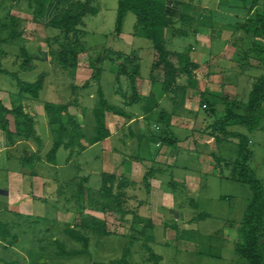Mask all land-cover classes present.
<instances>
[{"label":"rangeland","instance_id":"obj_1","mask_svg":"<svg viewBox=\"0 0 264 264\" xmlns=\"http://www.w3.org/2000/svg\"><path fill=\"white\" fill-rule=\"evenodd\" d=\"M14 1L16 0H0V37L6 38L9 34L12 17L19 18L22 21L23 36L18 41L2 46L5 55L0 56V67L19 74L21 79L29 82L37 81L41 75L45 76L40 99L35 103L37 114H39L38 118L36 119L24 110L26 114L35 119L36 131L38 137L42 139V145L38 146L32 140L26 143L18 141L15 145L17 146L15 155H13L10 145L7 144L8 151L6 155L17 157L23 149L27 148L38 153L41 161L45 162L55 140V129L50 125L49 120L46 121L48 119L45 111L47 102L65 104L72 99V94L77 93V97L79 96L81 101V106H79L81 110H77V112L80 114V118L87 120L88 124V120H93V110L98 102L97 91L99 85L92 84V86L85 89L83 86L92 78L93 69L91 64L97 55L104 48L120 51L126 55L130 53L139 55L142 59L140 63L142 76L145 77L144 79H149L150 76L147 75L150 71V64L152 60L156 59L157 54L153 50L151 42L131 36L136 23V17L133 13L128 14L126 18L123 34L121 36L115 35L118 0H93L97 15L87 16L84 19V25L79 27L76 38H70L73 41H79L80 48H83L78 56L76 74L71 76L67 71L62 70L59 61L54 56V53L60 50V43L65 40V37L58 36L57 31L46 28L34 19L36 0H32V2L17 0V3H14ZM77 1L86 2L87 0ZM184 1L189 2L190 0ZM29 3L32 4L31 9L28 7ZM199 13L205 15L208 12L204 13L200 8ZM58 38L59 40H57ZM260 40L264 47V37ZM190 41V39L178 38L173 40L170 47L180 52L190 44ZM237 43L239 44V40H237ZM219 47L216 46L214 52L215 50H222ZM236 47L239 50L242 49L241 46ZM22 48H26L33 56L24 68L21 66L24 60L21 53ZM248 49H252L250 39L249 45L244 47V51L247 52ZM249 51L247 54H249ZM237 58L239 62L242 60L239 55ZM246 58L244 55L242 65L248 62L254 66H261L256 59L250 57V59L245 60ZM205 63L201 61L202 70L199 72V78L204 82L207 79L206 73L210 69V66ZM120 64L121 62L107 60L103 65L104 73L100 83L106 98L114 104L116 103L113 94L115 75L110 70H119ZM237 66L240 70L237 72L239 76L236 79L241 91L243 92V89L249 85L245 98V102H248L255 80L264 74V68L256 70L249 67V65ZM143 81L138 77L136 79L137 86L142 87ZM125 82L128 87V79ZM18 92L17 82L14 79L6 75H0V99L8 109H14L20 104L21 107H23L22 104L24 106L34 104V100L30 99L29 96L24 99L21 97L20 102L16 101V95L12 98L13 94ZM232 99H234V96ZM194 102L192 101L191 104ZM200 104L202 107L201 113L208 116L199 98L196 106L198 107ZM83 110L85 111L84 117L82 116ZM243 113L244 109L240 111V114ZM224 115L223 110L220 108L217 118L221 119ZM8 128L12 132L16 131L13 116L9 119ZM241 130L244 131L242 134L248 136L251 140L249 146L254 153L248 165L264 183V131L259 130L255 133H249L245 129L241 128ZM88 131L91 132L90 127ZM90 136H95V134L91 133ZM235 142L238 146V141ZM90 148L81 156L75 154L71 165L68 166L66 163L68 152L61 148L57 155V166L62 170L55 173L40 170V178H42L40 185H43L42 192L34 194L35 197L30 196L29 199L32 203H23L21 209L14 206L11 210L0 212V264L11 262L20 264H110L123 259L126 247L130 251L127 257L128 264H248L238 256L236 251L237 245L242 241L239 224L243 220L252 196L248 185L225 179L222 186H215L213 179L207 176L204 182V185H206L205 192L201 194V198H197V201L201 203L198 213H207L208 216L197 215L195 232L184 235V232L178 233V230H176L175 233L170 232V234H167L162 219L157 222L158 215L154 223L148 218L143 221L139 220V222L136 220L137 223L133 230L121 222L117 211L107 210L104 212L100 208L94 207L95 201L101 200L100 195L91 196L92 198L86 197L88 187L98 192L102 185V175L99 176L98 172V169L102 167V161L100 162L97 159L98 156H102V151L100 146ZM232 148V146H224L218 152L226 161L231 162L230 168H224L222 172L224 176L230 178L233 177L232 166L238 157V154L233 153ZM195 163L196 160L192 165V171H194ZM13 166L17 167L18 163L14 162ZM183 169L180 168L179 164V171L176 170L175 174L178 175V172L183 171ZM79 174L83 179L91 176L89 184L86 181H81L80 178L73 180ZM166 176L171 178V174ZM56 183L62 185L63 189L60 190L59 187V191H55ZM143 184L140 185L141 188L145 187ZM80 186L84 190L86 189L84 195H80ZM23 189L26 190L25 185ZM139 190L131 191L135 198L126 204V208L140 218L141 209L145 203V201H142L145 194L144 192L139 193ZM178 195L182 197L180 190H178ZM138 196L139 201L137 200ZM220 197L224 199L221 200ZM149 211H151V208H149ZM144 212L143 210V216L146 214ZM127 219L131 220V216H128ZM95 221L101 222L109 232L115 234L103 237L85 229L84 233L89 234L87 236L89 237V244L86 253L84 246L71 241L65 234V230L78 229L81 224L89 227ZM125 229L130 231L129 234ZM4 231L9 233V241L17 237L15 244L2 241ZM125 233L128 236H124ZM149 238H152V240L150 241ZM73 252H81V254L72 255Z\"/></svg>","mask_w":264,"mask_h":264},{"label":"crops","instance_id":"obj_2","mask_svg":"<svg viewBox=\"0 0 264 264\" xmlns=\"http://www.w3.org/2000/svg\"><path fill=\"white\" fill-rule=\"evenodd\" d=\"M168 1L174 4L171 12H173L172 14H174L176 20H180L185 15L190 18L186 22L178 21L176 28L187 32V36L181 37L182 39L191 40L190 44L180 53L185 52L187 48L190 49V60L198 66L194 73L195 80L198 82L197 88L192 89L186 83L185 78H181L179 87L165 92L163 79L160 75L161 70L158 69L154 72V81L151 78V68L157 61V57L150 64V71L147 75L150 76L149 79H144L145 77L142 76L141 66V76L139 78L142 81L144 80V84H142V87L137 86L138 94L142 97L138 104L130 105L127 95L126 98L123 96V92L124 94H130L125 79H122V92L117 91L119 86L114 80L113 94L116 103H111L106 99L112 105L124 108L126 116L113 113L106 114V127L110 135L102 141L96 139V134L90 136L91 133H95L93 127H91V120H88L89 123L87 124V120L80 118L77 110H81V107L79 108L81 101L79 96L77 97V93H75L76 96L72 94V99L65 104L74 103L69 108V113L76 118L85 134V138L82 140L85 148L76 155L81 156L90 147L92 149L95 146H100L102 156H98L97 159L100 162L102 161V167L98 169L99 176L106 173L126 177L128 181L138 185L139 193L144 192L145 198L142 201H145V203L141 209V217H138L139 220L143 221L148 218L154 223L157 219V222L162 219L167 234H170V232L175 233L178 230V233L184 232L185 235L186 233L195 232L197 215L208 216L207 213H198L201 203L197 201V198H201V194L205 192V178L207 176L211 177L215 186H222L225 179L231 180L232 178L226 177L222 173L224 168H230L229 164L231 162L226 161L218 152L224 146H232L233 153L238 154V146L235 142L238 140L230 138V136L218 137L213 125L218 120L217 115L220 108L223 112L226 111V106L223 105L226 99L237 100L240 103L239 108L244 107V104L247 103L245 98L249 85L242 92L236 79L239 76L237 72L240 70L237 66L239 65L237 56L239 55V58H241L244 47L249 45V42L245 41L246 36L243 26L248 24L249 20L256 14H264V0H260L259 6L253 10H249L239 0ZM200 8L204 13L206 11L208 13L202 15L199 13ZM168 37L170 43L172 42L171 45L173 40L178 39V37L170 38V34H168ZM234 39L239 40V44ZM216 46H220L219 48H222V50H215L214 52ZM236 46H241L242 49L239 50ZM250 47L253 48V45L250 44ZM141 60L140 57V63ZM201 61L210 66L209 71L206 73V82L199 78V72L202 70ZM229 65L230 67H228ZM251 68L260 70V68L253 66ZM117 71L115 69L110 70L115 76ZM201 94H204L207 99L209 98L212 103L214 102L213 104L210 102L213 105L212 108L216 109L214 114L206 112L208 115L206 116L201 113V104L198 107L196 106L199 98L200 103L202 102ZM14 95L17 96L16 101L21 100V97L22 99L26 97L21 96L19 92L13 94L12 98ZM151 95L156 99L157 106L152 112L146 113L143 110L145 99H149ZM233 96L234 99H232ZM39 99L34 100L33 105L24 106L22 104L24 110L36 119L39 114H37L35 103ZM192 101L195 102L191 104ZM42 105L44 106L43 103ZM163 110L171 115L169 126L159 120L160 113ZM241 110L239 109L237 113L240 114ZM82 114L84 117L85 114L83 112ZM89 127L90 133L88 131ZM241 128L245 129L238 125L228 126V131L242 134L244 131ZM7 149L6 135L0 131V212L11 210L14 206L21 209L23 203H32L29 199L30 196L35 197L34 194L42 192L43 185H40L42 180L40 170L50 171V173L62 170V168H58L57 163L52 165L47 161H40L34 169L36 175L31 176L32 171L19 164L18 155L17 157L6 155ZM15 149H17V146L11 148L13 155H15ZM67 152L69 155V151ZM67 158L66 163L68 166L71 165L74 157L69 161H67ZM194 160H196V163L194 164V171H192ZM14 162L18 163L17 167L13 166ZM214 162L215 165L213 166ZM179 164L180 168L184 169L176 175L175 171L179 169ZM151 169H154V175L150 180L151 191L149 194L144 189L145 187L141 188L140 185ZM167 174H171V178H167ZM78 178L81 181L84 180L80 174L73 180ZM86 179H88L86 182L89 184L91 176ZM23 184L26 190L23 189ZM59 187L60 190L63 189L62 185L56 183L55 191H59ZM178 190L182 192V197L178 195ZM86 191L87 198L97 196V191L90 187ZM139 199L138 196L137 200L139 201ZM220 199L223 200L224 198L220 197ZM149 208H151V211H149ZM143 210L146 212L144 216ZM82 211L84 212V210ZM129 232L127 230L128 234ZM128 234L123 235L128 236Z\"/></svg>","mask_w":264,"mask_h":264},{"label":"trees","instance_id":"obj_3","mask_svg":"<svg viewBox=\"0 0 264 264\" xmlns=\"http://www.w3.org/2000/svg\"><path fill=\"white\" fill-rule=\"evenodd\" d=\"M243 2L249 10H253L259 6L260 0H239ZM17 3V0L14 3ZM32 2V0H29ZM186 5V4H185ZM174 6L168 0H118V15L116 19L115 35L121 36L123 34L125 21L128 14L133 13L136 17L131 36L133 38H141L151 42L153 50L157 54V61L152 65L151 78L154 81V72L160 69L161 77L163 79V89L165 92L171 91L175 87L180 86L179 80L185 78L186 83L192 89H196L198 82L195 80V71L198 69L196 64L190 60V49L187 48L185 52L172 51L169 47L171 45L168 34L171 37L181 38L187 36V32L182 29H177L178 21L186 22L189 17L183 16L180 20H176L171 8ZM30 9L32 4L29 3ZM97 10L93 6V0L81 2L77 0H36V8L34 10V19L43 24L46 28L58 32V36L62 35L65 40L60 43V50L54 53V56L62 68L67 71L69 75L75 76L77 71L78 56L83 51L80 48L79 41H73L70 38L75 37L79 33V27L84 25V19L87 16H96ZM22 21L19 18L12 17L10 24V31L6 38L0 37V56L5 55L3 45L13 41H18L23 36L21 29ZM245 30V41L253 45L249 54L244 51L242 60L239 63L241 67L249 65V67L264 68V47L262 39L264 37V14L258 13L248 24L243 26ZM59 40V38L57 39ZM260 41V43H259ZM22 57L24 58L22 67H26L32 59L31 53L22 48ZM245 60L256 59L261 66H254L251 63L243 64V56ZM121 62L119 70L115 76V83L119 86L117 91L123 89L122 79H128V87L130 94L123 96L128 98L130 105L138 104L142 97L138 94V87L136 79L141 76L140 57L134 53L125 54L113 49L104 48L100 54L94 59L91 64L93 75L90 81H87L83 88L92 86V84L99 85L97 91L98 102L93 110V120H91V127L94 129L96 139L102 141L109 137L110 133L106 127V114L113 113L119 116H126L125 109L112 105L105 96L104 90L100 87L102 75L104 73L103 64L105 61ZM32 68V67H30ZM0 75L11 77L17 82L18 91L21 96H29L33 100H38L40 93L44 87L45 76L41 75L37 81L29 82L20 78L19 74L0 67ZM125 79V80H126ZM127 87V88H128ZM122 94V93H121ZM202 105L206 112L214 114L216 109H213V103L210 99L201 94ZM212 104H211V103ZM74 103L55 104L47 102L45 104V111L51 126L54 127L55 140L51 150L47 154V162L56 165L57 155L61 148L69 151L67 161L71 160L75 154L84 150L82 140L85 134L81 126L77 123L76 118L69 113V108ZM217 105V104H216ZM226 106L224 117L218 119L213 125L215 133L219 136H230L238 140V157L232 166L233 177L232 181L248 185L251 190V199L244 213L242 222L239 224V233L241 235V243L237 245L236 251L240 258L244 259L248 264H264V183L256 176L255 172L251 170L248 162L253 156V151L250 148V139L248 136L240 133H230L228 126L238 125L247 130L249 133L257 131H264V74L257 77L253 85L250 98L244 107L240 106L237 100L226 99L223 102ZM157 106L154 96L145 99L144 111L150 113ZM215 106V105H214ZM243 107V108H242ZM239 109H244L243 114H238ZM85 114V111L83 110ZM15 118L16 131L12 132L9 126L10 117ZM171 115L165 110L161 111L159 120L166 126H169ZM35 119L24 112L23 107L18 106L14 109H8L0 99V131L6 135V142L10 148L14 147L18 141L26 143L34 141L38 146L42 145V139L38 137L36 131ZM19 164L22 167L28 168L32 171L31 176H35V166L41 161L38 153L23 149L18 157ZM231 165V164H229ZM154 175V169H151L144 177L143 185L149 193L151 185L150 180ZM84 179L83 181H87ZM80 195L85 194V190L80 186ZM138 190V185L128 181L126 177H119L111 174H102V185L97 192L101 196V200L95 201L94 207L100 208L102 211L115 210L120 215L121 222L132 228L139 220L131 211L126 208V204L134 199L135 196L131 191ZM131 216V220L127 217ZM201 216V215H200ZM137 220V221H136ZM198 219L195 221L197 222ZM96 223V224H95ZM98 224V225H97ZM98 226V227H97ZM101 226V227H99ZM234 226V225H232ZM87 229L93 234L109 237L115 233L109 232L104 224L101 222H94L87 227L84 224L79 225L78 229H66L65 234L71 241L82 244L87 253L89 244V234H85ZM189 234V233H187ZM9 233L4 231L3 242L15 244L17 237L9 241ZM151 241L152 238H149ZM129 248L126 247L124 257L120 261L112 262L110 264H128L127 257L129 256ZM65 253V252H63ZM81 252H73L72 255H79ZM70 255V254H69ZM7 264H20L18 262H11Z\"/></svg>","mask_w":264,"mask_h":264}]
</instances>
